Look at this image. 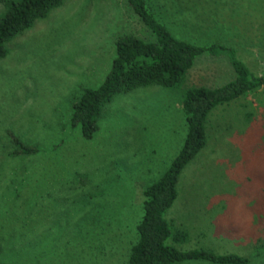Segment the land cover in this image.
<instances>
[{
  "label": "rangeland",
  "instance_id": "1",
  "mask_svg": "<svg viewBox=\"0 0 264 264\" xmlns=\"http://www.w3.org/2000/svg\"><path fill=\"white\" fill-rule=\"evenodd\" d=\"M5 1L19 0H0V17ZM146 1L176 38L200 46L221 42L264 76V0ZM127 35L154 41L127 0H67L6 44L0 263L129 264L143 192L186 139L184 91L217 89L235 77L226 58L200 57L180 90L149 87L115 97L94 139L85 140L71 126L74 104L104 83L116 40ZM209 136L208 147L183 171L179 198L165 217L188 238L168 244L264 264L255 256L264 250V88L218 108ZM14 138L39 152L14 156Z\"/></svg>",
  "mask_w": 264,
  "mask_h": 264
},
{
  "label": "trees",
  "instance_id": "2",
  "mask_svg": "<svg viewBox=\"0 0 264 264\" xmlns=\"http://www.w3.org/2000/svg\"><path fill=\"white\" fill-rule=\"evenodd\" d=\"M66 1H5V13L0 17V60L8 55L6 44L30 30L37 21L46 19ZM127 2L154 41L145 42L134 35L116 40L117 55L106 80L98 89H86L74 104L71 126L80 128L85 140L94 139L102 113L115 97L149 87L180 90L200 57H224L235 74L234 79L223 87H193L184 91L182 108L187 123L186 139L168 170L143 192V218L137 227L138 240L131 248L129 264H255L253 258L244 255H221L209 250L180 251L170 246L169 240L184 243L188 234L174 231L165 217L179 198L183 171L208 147L211 115L220 107L256 96L264 88V76L253 74L237 57V51L221 42L200 46L176 38L156 17L146 0ZM12 143L16 150L14 156L39 152L37 148L22 145L18 138ZM255 256L263 259L264 250Z\"/></svg>",
  "mask_w": 264,
  "mask_h": 264
}]
</instances>
